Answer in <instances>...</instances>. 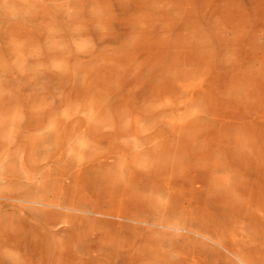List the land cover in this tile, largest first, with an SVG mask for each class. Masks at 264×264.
Masks as SVG:
<instances>
[{
    "label": "bare ground",
    "instance_id": "bare-ground-1",
    "mask_svg": "<svg viewBox=\"0 0 264 264\" xmlns=\"http://www.w3.org/2000/svg\"><path fill=\"white\" fill-rule=\"evenodd\" d=\"M184 1L172 4L177 21L149 24L131 45L133 55L148 56L153 74L179 57L187 66L184 78L167 68L161 82L142 84L131 103L113 111L116 93L105 92L107 74L98 71L85 81L83 104L72 113L85 119L46 112L49 105L26 109L21 89L10 82L32 70L46 74L45 45L22 37L0 40V264H126L135 249L136 264L144 253L150 264H206V247L208 262L212 252L221 264H264V248L256 243L257 225L264 228V139L251 152L255 164L248 176L232 168L240 153L230 160L190 151L184 138L194 134L192 115L179 122L167 118L199 105L220 124L230 110L220 98L244 94L256 102L264 94V23L246 26L235 1L217 0L212 17L220 31L207 38L198 32L194 3ZM174 32L181 37L174 39ZM171 40L182 42V49H169ZM217 45L233 56L245 48L261 54L263 70L231 84L216 80ZM220 205L239 217L222 223ZM83 245L86 257L68 260Z\"/></svg>",
    "mask_w": 264,
    "mask_h": 264
},
{
    "label": "rangeland",
    "instance_id": "rangeland-1",
    "mask_svg": "<svg viewBox=\"0 0 264 264\" xmlns=\"http://www.w3.org/2000/svg\"><path fill=\"white\" fill-rule=\"evenodd\" d=\"M167 1L170 4L165 0H0V40L4 43L13 37H22L42 42L45 45L43 58L47 59L48 66L45 75L32 70L17 81L12 79L10 88L18 86L21 89V101L26 109L33 104L49 105L46 112L51 109L61 116L67 114V111L70 114L76 112L83 104L80 90L85 81L94 77L98 71H105L107 74L105 92L116 93L112 102L113 111L123 104L131 103L142 84L150 86L161 82L160 75L163 74L164 77L163 70L167 68L178 70L180 81L184 78L187 66L179 57L167 60L157 68L154 75L147 68L148 56L133 55L131 50L134 41L142 37L140 32L144 27L152 23L178 20L177 11L172 4L185 1ZM216 1L191 0L196 9L198 32L207 38L208 33L213 35L220 31L218 23L212 17ZM231 1L236 2L234 8L242 23L261 28L264 23V0ZM51 30L56 31L55 38L49 37ZM172 36L174 39L181 37L175 32ZM143 38L146 37L143 35ZM175 43L178 41L171 40L169 49L174 52L178 48L182 49V42ZM260 43L264 47V39ZM214 53L216 64L213 77L216 80L224 78L226 84H231L235 77L247 78L251 72L263 70L262 55L250 53L246 48L240 55L233 56L228 49H220L217 45ZM201 55L208 57V43ZM60 65L66 67V70L59 68ZM230 65L236 67L228 72L226 70ZM17 74L14 71V77ZM30 95L35 97L29 99ZM220 99L221 103H229L227 105L230 109L220 124L211 122L208 111L198 107L199 105L170 112L167 118L169 121L179 122L192 115L194 134L184 138L190 139V151L193 154L227 155L230 160L240 153L241 161L234 163L232 168L252 176L255 163L251 159V152L264 139V94L260 93L256 102H249L244 94H239L233 101L226 97ZM72 115L74 120L84 116ZM20 132H25V126L20 127ZM66 135L63 134L62 137L65 138ZM51 139H55V136H51ZM261 172L260 178L264 184V164ZM217 210L220 221L224 224L239 217V213L228 205H220ZM256 231V243L264 248V228L257 225ZM187 244L188 242L185 246ZM166 245L167 242L162 245L163 257L166 255ZM87 248L84 245L79 247L75 253L70 254L68 260L86 257ZM202 250L206 256V264H221L219 257L212 252H209L211 257L208 262V247ZM138 254L136 249L132 251L126 264H136ZM140 261L141 264H150L152 259L148 253H144ZM178 264H191V261Z\"/></svg>",
    "mask_w": 264,
    "mask_h": 264
}]
</instances>
